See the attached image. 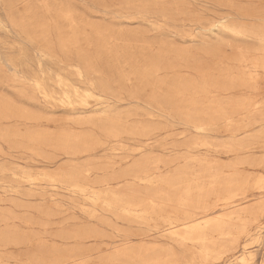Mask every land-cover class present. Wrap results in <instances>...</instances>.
Segmentation results:
<instances>
[{
	"label": "rangeland",
	"instance_id": "1",
	"mask_svg": "<svg viewBox=\"0 0 264 264\" xmlns=\"http://www.w3.org/2000/svg\"><path fill=\"white\" fill-rule=\"evenodd\" d=\"M64 1L76 5L81 31L86 24L110 25L114 31L140 32L144 40L138 39L126 47H123L124 40H110L107 48L119 49L113 56L110 53L99 56L92 52L91 62L99 70L97 74L108 98V102L104 103L97 100L80 103L77 98L74 107H57L45 100L41 93H35L29 83L30 78L21 79L24 83L15 81L18 76L13 72L0 75V131L9 136L8 139L0 136V166L7 168L0 170V231L17 228L34 232L36 237L43 238L66 255L72 249L82 247L84 259L102 264L114 247L140 244L138 233L147 230L145 225L131 219L94 210L83 196L64 187L42 181L36 185L21 178L43 167L52 168L48 164L52 150L45 146L47 144L42 145L44 142L51 143L52 139L41 141L28 136L40 130L48 131L52 136L72 132L98 137L102 145L94 158L97 163L110 158L117 162L115 166L125 167L133 161L144 160L148 167L157 166V175L185 169L188 176L194 177L199 166L197 158L201 156L222 157L224 163L235 159L234 156L227 157L223 149L211 148L205 153L207 146L247 141L248 138L240 130L250 128L248 134L252 141H258L244 155L241 154L242 160L254 164V169L248 168L252 170L250 180L254 178L255 181L253 188L249 189L251 195L247 203L261 207L264 204V179L256 181L264 174V136L261 128L264 124V41L235 37L221 32L217 26L228 19L247 25L263 24L252 18V14H264V0ZM218 37L224 40L225 45L239 46L235 51L236 59H216L209 54ZM187 49L191 54L183 55L181 50ZM166 50L169 52L167 56ZM4 52L10 53L4 51L0 43V55L7 54ZM163 62L165 65L170 63V67L148 72V65ZM69 78L84 93L82 90L86 83H78L74 76ZM160 81L176 84V88L177 84L184 82L188 87L182 91L173 86L166 90V87L157 86ZM49 91L54 95H64L60 89ZM166 94L172 96V104L165 102ZM152 96L159 98L161 104L151 101ZM184 114H191V118L197 119L212 117L215 122L212 133L203 139L189 124H184ZM111 117L118 118L114 132L98 124L104 119L106 126L110 127ZM148 125L154 129L142 132ZM219 129H224L222 134L218 133ZM59 158L61 163H68L64 154H60ZM84 160H87L85 156L76 162L83 163ZM102 175L98 171L95 176ZM138 187L158 191V194L162 191L159 184L144 186L138 183ZM39 208H48L52 215L46 217L37 210ZM25 218L46 220L47 224L27 225L23 221ZM80 228L94 229L99 236L76 239L71 232ZM147 240L146 245L151 249L143 252L146 258L161 255L170 247L181 257L188 258L187 252L182 249L184 245L166 236L150 231ZM32 246L26 243L4 248L0 252L3 264H46L41 259L43 255L32 252ZM237 257L243 258L237 261ZM76 263L70 258L62 264ZM109 264H125V261L115 259ZM207 264H264V212L251 225L250 235L242 238L233 253L222 261Z\"/></svg>",
	"mask_w": 264,
	"mask_h": 264
},
{
	"label": "bare ground",
	"instance_id": "2",
	"mask_svg": "<svg viewBox=\"0 0 264 264\" xmlns=\"http://www.w3.org/2000/svg\"><path fill=\"white\" fill-rule=\"evenodd\" d=\"M145 5L146 3L142 6ZM252 15V18L264 22V14ZM217 27L221 32H227L235 37L264 41V23L247 25L228 19ZM0 37L3 38L0 40L1 48L4 51H10L0 55V75L7 71L13 72L18 76L15 81L19 82H24L21 79L30 78L29 83L35 93H41L45 100L47 99L57 107L70 108L74 107L78 99L80 103H87L90 100H97L100 103L108 102L103 90L105 88L97 74L99 70L91 62L92 52H96L99 56L105 53L113 56L119 49H108L110 40H124L123 47L130 46L138 39L144 40L140 32L130 33L122 29L114 31L110 25L86 24L81 31L76 5L64 0H0ZM224 43V40L218 37L217 44L210 47L211 51L208 50L209 54L216 59H236L235 51L239 46L236 44L237 47H231ZM168 53L166 50L165 55H169ZM181 53L186 56L191 54L190 49L181 50ZM166 67L169 68L170 63L166 65L164 62L153 63L148 65L147 70L152 73ZM200 68L199 70H202ZM72 76L78 83H86L82 90L84 93L70 81L69 77ZM157 86L166 87V90L172 86L176 88V84L171 85L165 81L158 82ZM187 87L186 83H179L176 90H186ZM51 89H60L64 95H54L49 91ZM164 99L168 104L173 103L170 94H166ZM151 101L161 104L156 96H152ZM178 112L181 115L180 109ZM182 117H184V124L185 122L189 124L203 139L212 133L211 129L215 123L212 117L205 116L203 119H197L191 118V114L190 116L184 114ZM110 119L112 120L110 127L106 126L104 119L98 121V124L114 132L118 118ZM261 128L264 136V124ZM152 129H154L153 126L148 125L142 129V132L148 133ZM223 131L224 129H219L218 133L222 134ZM240 132L249 141L234 144L221 142L212 147L207 146L205 151L208 153L211 148L223 149L227 157H235L231 163L225 162V164L222 162V157L213 159L206 154L197 158L198 170L194 177H190L185 169L169 170L165 175H157L155 174L157 166L148 167L144 164V160L133 161L125 167L115 166L117 162L110 158H104L101 163H97L94 158L102 145L98 137L72 132H62L52 136V133L45 130L34 131L28 136L41 141L52 139L51 143H41L47 144L45 146L52 150L51 153L49 152L51 157L48 163L52 168L43 167L35 173H26L21 178L36 185L48 182L55 187H64L71 193L83 196L91 203L94 210L99 209L146 226L147 230L144 233H138L140 244L114 247L112 252L103 259L102 264H109L115 259H123L125 264L218 262L233 253L243 237L250 235L251 225L256 223L264 212V204L257 208L247 203L251 195L249 189L253 188L255 181L254 178L250 180L252 170L248 168L254 169V164L241 159V154L244 155L246 150H250L252 144L258 139L252 141V137L248 134L251 132L250 128L243 127ZM7 134L0 131V136L8 139ZM192 143L196 144V142ZM60 154H64L65 158L68 157V163H61ZM84 156L87 159L84 160L85 162H76L78 158ZM5 169H7L5 166H0L1 171ZM98 171L103 173L101 177L95 176ZM262 179L264 174L256 182H261ZM138 183L144 186L159 184L162 191L158 194V191L143 190L138 187ZM228 209L230 211H226ZM37 210L46 217L52 215V211L48 208ZM23 221L27 225L47 224L46 220L31 218H25ZM150 231L184 245L182 249L185 253L187 252L188 258L175 253L172 247L161 255L144 257L143 252L151 249V246L146 245ZM71 234L76 239L99 236L97 231L91 228L72 230ZM26 243L33 245L34 254L43 255L41 259L45 260L46 264H62L70 258L77 261L76 264H100L92 259H84L82 247H76L66 255L62 254L60 249L56 250L51 244L46 243L43 238L36 237L34 232H24L17 228L0 231V252L8 246L17 247ZM2 257L3 255H0V264L4 262ZM242 258L236 259L238 261Z\"/></svg>",
	"mask_w": 264,
	"mask_h": 264
}]
</instances>
